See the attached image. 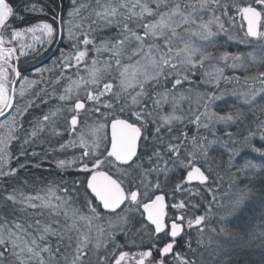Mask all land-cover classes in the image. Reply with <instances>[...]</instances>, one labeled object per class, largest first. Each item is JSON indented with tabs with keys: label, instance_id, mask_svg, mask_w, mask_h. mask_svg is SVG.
Masks as SVG:
<instances>
[{
	"label": "snow or ice",
	"instance_id": "1",
	"mask_svg": "<svg viewBox=\"0 0 264 264\" xmlns=\"http://www.w3.org/2000/svg\"><path fill=\"white\" fill-rule=\"evenodd\" d=\"M0 264H264V0H0Z\"/></svg>",
	"mask_w": 264,
	"mask_h": 264
},
{
	"label": "trees",
	"instance_id": "2",
	"mask_svg": "<svg viewBox=\"0 0 264 264\" xmlns=\"http://www.w3.org/2000/svg\"><path fill=\"white\" fill-rule=\"evenodd\" d=\"M61 46H62V44L53 45L52 49L42 52L35 59H29L28 62L23 65L26 69L25 75L32 77V71H33L32 69L33 68H30V66L33 65L32 62L36 64V67L38 65V67L36 69L43 68L46 65H48L49 63H51L56 58V56L58 54L57 49H62Z\"/></svg>",
	"mask_w": 264,
	"mask_h": 264
},
{
	"label": "rangeland",
	"instance_id": "3",
	"mask_svg": "<svg viewBox=\"0 0 264 264\" xmlns=\"http://www.w3.org/2000/svg\"><path fill=\"white\" fill-rule=\"evenodd\" d=\"M63 47H64V45L62 44L61 48H63ZM242 48H243V46H240V48H235V47H234L232 50H233V51H238V50H241ZM58 55H59V51H58L57 56H58ZM55 59H56V58H55ZM55 59H54V60H55ZM54 60H53V61H54ZM53 61H52L51 63H49L48 65H46L45 67H50V66H52ZM32 64H33V65L30 66V68H33V69H32V70H33V71H32V77H33L34 74L36 73V70H37L36 68L38 67V65H37V67H36V64H35V63L32 62ZM44 75H45V78H47V73H45ZM225 182H227V176H225Z\"/></svg>",
	"mask_w": 264,
	"mask_h": 264
}]
</instances>
